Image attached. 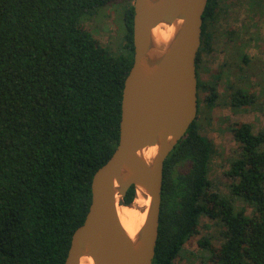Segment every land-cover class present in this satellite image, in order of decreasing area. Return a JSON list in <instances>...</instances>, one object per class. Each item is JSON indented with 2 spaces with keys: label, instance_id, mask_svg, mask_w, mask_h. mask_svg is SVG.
Here are the masks:
<instances>
[{
  "label": "trees",
  "instance_id": "trees-1",
  "mask_svg": "<svg viewBox=\"0 0 264 264\" xmlns=\"http://www.w3.org/2000/svg\"><path fill=\"white\" fill-rule=\"evenodd\" d=\"M115 1L0 0V264H63L84 220L92 175L119 136L122 89L133 61V0H125L117 52L98 43L82 16ZM215 1L208 0L202 15L196 63L197 90L206 93L207 108L218 102L220 72L212 73L214 81L198 73L223 12ZM246 72L244 83L252 74ZM244 85L231 87L233 107L259 98ZM200 102L164 161L151 264L196 256L185 244L195 239L202 216L219 223L223 235L217 247L208 235L196 238L203 263L264 264V129L254 132L248 122L230 127L239 152L226 170L230 195H221L208 177L213 144L199 132ZM133 198L131 186L124 199ZM236 198L252 213L235 207Z\"/></svg>",
  "mask_w": 264,
  "mask_h": 264
},
{
  "label": "water",
  "instance_id": "water-1",
  "mask_svg": "<svg viewBox=\"0 0 264 264\" xmlns=\"http://www.w3.org/2000/svg\"><path fill=\"white\" fill-rule=\"evenodd\" d=\"M207 0H133V61L124 79L117 144L92 175L91 199L63 264H151L158 237L164 161L197 115V55ZM175 25L158 43L154 28ZM155 147L150 159L145 149ZM134 198L125 201L129 187ZM146 201L134 237L117 207ZM141 208V207H140Z\"/></svg>",
  "mask_w": 264,
  "mask_h": 264
},
{
  "label": "rangeland",
  "instance_id": "rangeland-1",
  "mask_svg": "<svg viewBox=\"0 0 264 264\" xmlns=\"http://www.w3.org/2000/svg\"><path fill=\"white\" fill-rule=\"evenodd\" d=\"M125 6V0H116L98 10L85 12L82 16L84 25L98 43L115 52L120 50L123 42ZM217 7H221L223 12L213 27L215 37L211 52H201L198 76L202 81H214L216 78L212 73L219 70L218 102L215 106L207 108L204 103L206 93L198 89V97L201 100L199 109L202 114L197 116V123L200 134L213 144L208 170V177L212 182L211 189L221 195H230L231 178L226 175V170L239 152V143L234 139L230 127L236 122H248L253 126L254 132L264 129V0H217ZM243 54L249 59L247 67L253 75L247 89L259 94V98L251 105L233 107L230 101V84L234 87L232 81L236 84L238 82L232 74L235 71L234 64H242ZM234 205L244 206L246 213H252V207L238 198L235 199ZM199 228L195 239L185 244L196 256L176 258L174 264H209L202 262L203 252L197 245L196 238L208 235L211 243L217 247L223 241L221 225L202 216Z\"/></svg>",
  "mask_w": 264,
  "mask_h": 264
},
{
  "label": "bare ground",
  "instance_id": "bare-ground-1",
  "mask_svg": "<svg viewBox=\"0 0 264 264\" xmlns=\"http://www.w3.org/2000/svg\"><path fill=\"white\" fill-rule=\"evenodd\" d=\"M175 25L158 24L153 30V36L158 43L166 42L172 36ZM155 147L145 149L143 156L150 159L154 154ZM137 206L120 205L117 207L118 217L130 237H134L143 224L146 211L143 209L147 205L146 201H136ZM141 207V208H140ZM82 264H93L90 257L85 256Z\"/></svg>",
  "mask_w": 264,
  "mask_h": 264
},
{
  "label": "crops",
  "instance_id": "crops-1",
  "mask_svg": "<svg viewBox=\"0 0 264 264\" xmlns=\"http://www.w3.org/2000/svg\"><path fill=\"white\" fill-rule=\"evenodd\" d=\"M247 56L246 54H243L242 56ZM243 59V58H242ZM241 59V65L240 64H238V63H235L234 64V68H235V71H233L234 72V74H232L233 76H234V80H236V81H238L237 82V84L235 83V82H233L232 81V83H233V85L236 87V86H238L239 85V87H242L244 84V86L246 87V88H248L247 87V85H248V83H249V80L251 79L252 80V78H253V75L251 74V75H247V77H246V80H245V83H244V80L242 81L241 80V75H243L245 72H246V70H247V72H246V74H248V67H247V64H244V62H243V60ZM247 60L249 61V59H248V57H247ZM246 68H244V67ZM234 70V69H233ZM242 85V86H241ZM230 87H232V85L230 84Z\"/></svg>",
  "mask_w": 264,
  "mask_h": 264
},
{
  "label": "flooded vegetation",
  "instance_id": "flooded-vegetation-1",
  "mask_svg": "<svg viewBox=\"0 0 264 264\" xmlns=\"http://www.w3.org/2000/svg\"><path fill=\"white\" fill-rule=\"evenodd\" d=\"M207 2H208V0H207ZM215 3L217 4V0L215 1ZM214 26H215V25H214ZM214 37H215V35H214ZM214 37H213V38H214ZM213 38H212V40H213Z\"/></svg>",
  "mask_w": 264,
  "mask_h": 264
}]
</instances>
